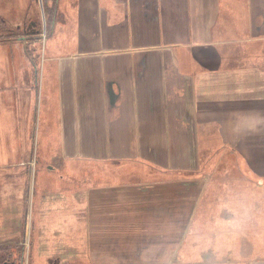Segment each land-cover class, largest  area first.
Instances as JSON below:
<instances>
[{
	"label": "crops",
	"instance_id": "crops-1",
	"mask_svg": "<svg viewBox=\"0 0 264 264\" xmlns=\"http://www.w3.org/2000/svg\"><path fill=\"white\" fill-rule=\"evenodd\" d=\"M65 2L50 4V10L60 5L51 17V28L58 25L70 31L75 27L77 49L39 62L23 61L19 66L25 67L20 73L25 70V81L36 82L32 100L37 99L39 74L45 76L43 64L44 70L50 68L46 76L55 79L61 160H73L76 156L68 154L80 148L83 155L84 150L89 154L76 159L100 168L93 183L85 185L87 209L97 212L88 222L94 226L92 237L115 244L147 242L150 233L144 236L143 228L156 226L162 241L177 244L188 235L189 240H202L198 231L203 230L213 249L218 239L223 244L231 239L238 244L235 261L227 258L223 264H264V260L246 263L240 257L239 244L246 243V234L239 231L247 225L240 210L244 202L230 206L229 200L245 189L236 193L223 187L212 192L222 196L215 216L213 198L207 201L211 204H199L204 190L196 186L177 193L180 199L172 205L159 200V194L175 184L166 179V169L177 163L196 168L215 141L225 151L219 162L227 159V163L238 164V176L241 155L247 163H264V0H228L224 5L221 0H76L74 14ZM29 64L35 67L34 76L26 68ZM20 117L8 116L0 107V169L5 172L7 166L17 164L31 183L37 160L27 148L30 141L24 135L22 141L11 134L6 138L12 125L13 131L19 125L22 132L28 131L31 115ZM233 150L235 154L230 153ZM207 162H213L212 155ZM151 164L162 171L150 172ZM254 171L259 178L247 172L241 177L245 180L248 175L257 183L261 203L257 208L251 205L255 215L250 223L264 231L260 215L264 171ZM210 175L207 171L206 179L198 178L208 183ZM6 197L4 182L0 185L1 208ZM169 207L170 216L165 214ZM205 209L203 221L197 213ZM119 211V215L110 213ZM151 211L162 212L155 220ZM119 227H125L124 232ZM99 247L95 254L104 253L112 258L110 264H118V252ZM157 252V259L162 260L158 264L164 263L165 252Z\"/></svg>",
	"mask_w": 264,
	"mask_h": 264
},
{
	"label": "rangeland",
	"instance_id": "rangeland-1",
	"mask_svg": "<svg viewBox=\"0 0 264 264\" xmlns=\"http://www.w3.org/2000/svg\"><path fill=\"white\" fill-rule=\"evenodd\" d=\"M221 1H223V5L228 4V0ZM6 2L7 0L2 1V3ZM19 2H22V10L18 8L19 12L28 10L30 16L0 19V107L6 109L8 116L17 117L19 120H22L20 116L23 113L31 115L30 127H27L26 133L22 132L21 125L17 131H13L14 125H12V130H7L6 138L8 139L9 134H11L13 139L22 141L24 135L27 139L26 142L30 141V147L27 145V148L31 155L36 156L37 170H33L34 175L30 183L26 172H19L21 166L17 167V164L7 166L11 173L0 169V185L5 182L7 186L5 206L0 207V246L10 247L8 253L0 251V256L9 255L3 259L6 260L4 264H110L111 257L105 256L104 253L95 254V250L100 249L99 246H102L103 251L118 252V255L120 254L118 264H158L162 260L161 258L157 259V251L165 252V259L162 264H212V262L213 264L216 262L223 264L227 258L234 262V257H237L238 244L232 239L223 244L218 239L219 242L214 245L215 249H213V247H209L211 243L206 240L203 230L198 231L199 234H203L202 240H189L188 235L184 241L177 244L162 241L163 237L156 235L159 229L156 226L143 228L144 236L150 233L147 242L115 244L97 242L92 237L94 226L89 227L88 222L97 212H94L93 209H87L88 198L87 195L85 196V188L87 187L85 185L93 183L95 172L100 168L87 160L76 159V157L89 154L84 150L85 155H83L80 148H73L74 151L68 154L76 156L73 157V160L69 162L61 160L63 154L55 127L57 123L55 79L53 76H46L50 68L46 67L44 70L43 64L42 70L45 72V76L39 74L37 99L32 100V86L36 82L33 80L25 81V70L22 75L20 74L25 67L19 66L28 60L39 62L75 51L77 49L74 39L77 35L76 28L72 27L70 31L68 28L64 29L58 25L54 29L55 31L51 28L50 21L47 19L55 15V12L49 8L55 0H37L36 5L31 3L33 7L30 9L28 8L30 0H28V4L25 3L26 0H16V3ZM65 4L74 14L77 5L76 0H66ZM59 6L56 7L59 8ZM30 22H33L35 29L26 30ZM47 23L49 24L48 32ZM40 34L42 37L39 36ZM26 68L31 70L32 76H34L35 67L30 65ZM38 69L41 70V67ZM45 105L51 107L46 109ZM223 149L220 143L215 141L211 150L207 149L203 152V161L196 164V168H185V165L180 163H177L174 168H167L166 179L175 184L171 186L169 191L161 192L159 200L172 205L180 199L177 193H184L187 189L190 190L196 186L198 190H204L199 197V204H211L207 201L210 202L213 198L212 205H214L213 214L215 216L216 209L221 207L222 196L216 194L219 189L228 187L230 191L236 193H241L245 189L239 197L233 195L230 196L233 199L229 200L230 206H237L238 202H244L243 204L240 203V210H243L247 225L240 228L239 231L246 234V243L239 244L240 251L243 253L240 257L244 256L246 263L264 260V231L250 223L251 216L255 215L252 213L251 205H255L257 208L261 203V196L257 195L255 188L257 183H254L249 178L250 176L247 175L245 180L241 177L242 173L246 175L247 172L259 178L260 176L255 174L254 170L259 168V172H263L264 163H247L241 155L239 157L241 176H238L236 169L238 164L227 163V159H225L223 168L221 167L219 160ZM235 152L236 150H233L230 153L235 154ZM209 155L213 156V162H207ZM223 156L226 157V155ZM218 162L219 166L216 167ZM154 166L153 164L150 165V172L162 171V168L157 166L155 168ZM207 171L211 174L207 180L208 183L198 178L204 177L206 179L208 177ZM63 177L64 180L61 179ZM133 180L137 179L133 178ZM189 180L193 181L190 182ZM209 190L210 194L207 193ZM212 192L216 193L212 195ZM114 198L117 197L114 196ZM169 210L172 208L165 209V214L173 215V212H168ZM161 212L154 211L150 213V217L155 218V215L157 216V213L160 214ZM255 212L257 214V211ZM110 213L119 215L121 212ZM262 214L261 224H264L263 209L260 211V215ZM197 215L199 219L205 221L207 218L206 209L205 211L200 210ZM59 224L62 227H53ZM119 229L124 232L125 227H119ZM168 231L169 228H166L167 235ZM90 234L91 238L89 237ZM148 247L153 249L147 253ZM141 255L143 256L139 259ZM1 260L0 262H3Z\"/></svg>",
	"mask_w": 264,
	"mask_h": 264
},
{
	"label": "flooded vegetation",
	"instance_id": "flooded-vegetation-1",
	"mask_svg": "<svg viewBox=\"0 0 264 264\" xmlns=\"http://www.w3.org/2000/svg\"><path fill=\"white\" fill-rule=\"evenodd\" d=\"M2 1L3 0H0V19L4 17L15 18L17 16H22L25 18V17L30 16L28 13L29 12L28 10H24L21 13L19 12L18 8H21L22 10V2L16 3V0H12V1L7 0L6 3H2ZM36 2L37 0H30V3H29L30 5L28 8L30 9V7H33V4L36 5ZM25 3L28 4V0H26ZM31 3L33 4L31 5ZM32 28L35 29V25H33V22L32 23L30 22L28 26L26 27V30L32 29Z\"/></svg>",
	"mask_w": 264,
	"mask_h": 264
},
{
	"label": "trees",
	"instance_id": "trees-1",
	"mask_svg": "<svg viewBox=\"0 0 264 264\" xmlns=\"http://www.w3.org/2000/svg\"><path fill=\"white\" fill-rule=\"evenodd\" d=\"M55 5V4H54ZM50 8V7H49ZM55 9H56V7L55 6H53L52 8H51V11H53V12H55ZM44 10L46 11V8H45V5H44ZM45 15L47 16V13H45ZM52 19L53 18H50V19H47L48 21H50V26H51V24H52ZM48 28H49V24L47 23V32H48ZM209 159V158H208ZM220 164H221V167L223 168V163L222 162H220ZM219 166V162H218V164L216 165V167H218ZM237 170H239V168H237ZM19 245V244H18ZM8 249H10V247L9 246H6V245H3V246H0V251H6L7 253L9 252L8 251ZM20 250H21V248H20ZM5 256H9V255H2V256H0V259H2L1 261H3V262H0V264H4L5 263V261L3 260L4 258H5Z\"/></svg>",
	"mask_w": 264,
	"mask_h": 264
},
{
	"label": "clouds",
	"instance_id": "clouds-1",
	"mask_svg": "<svg viewBox=\"0 0 264 264\" xmlns=\"http://www.w3.org/2000/svg\"><path fill=\"white\" fill-rule=\"evenodd\" d=\"M256 122H257V123H259L260 121H259V120H257ZM238 130H239V129H237V131H238Z\"/></svg>",
	"mask_w": 264,
	"mask_h": 264
}]
</instances>
